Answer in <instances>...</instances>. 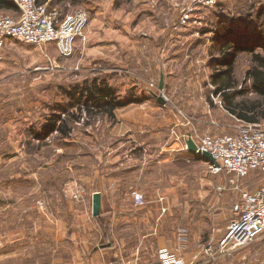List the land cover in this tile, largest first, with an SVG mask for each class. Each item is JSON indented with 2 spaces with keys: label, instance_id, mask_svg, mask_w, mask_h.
<instances>
[{
  "label": "rangeland",
  "instance_id": "rangeland-1",
  "mask_svg": "<svg viewBox=\"0 0 264 264\" xmlns=\"http://www.w3.org/2000/svg\"><path fill=\"white\" fill-rule=\"evenodd\" d=\"M75 2V10L87 14L88 24L71 57H62L54 45L28 46L15 40L8 41L4 50L0 238L5 240L0 264L137 260L147 264L162 248L177 249L184 230L190 240L189 255H196L202 246H216L233 218L240 191H257L264 183L262 171L252 172L232 187L227 184L230 177L211 175L206 162L177 160L170 169H163V178L159 172L121 184L115 182V160L136 155L138 151L130 150L139 145L147 148L142 155L153 160L162 157L168 145L179 150L187 136L200 141L208 135L237 133L243 120L226 109L213 77L222 70V44L260 45L264 16H257L264 0H221L216 8L197 10L186 24L182 23L185 0ZM234 67L236 91L241 94L235 103L260 102L246 78L250 55L240 53ZM96 80L113 88L119 100L140 102L118 109L115 118L70 108L79 119L69 120L68 135L36 137L55 116L67 118L60 108L69 104L68 93ZM161 80L163 91L159 90ZM258 124L264 128V118ZM66 172L78 182L77 198L61 196L56 184L35 188L36 174L64 176ZM221 186L227 189L220 192ZM163 190L171 193L162 198ZM199 190L203 195L195 198ZM10 192L22 201L9 207L5 203L11 202ZM133 192L144 196V205L135 204ZM66 199L74 202L72 211ZM95 201L100 205L98 215ZM8 215L15 220L6 234H11L10 240L3 238ZM193 262L264 264V233L230 255Z\"/></svg>",
  "mask_w": 264,
  "mask_h": 264
},
{
  "label": "built area",
  "instance_id": "built-area-1",
  "mask_svg": "<svg viewBox=\"0 0 264 264\" xmlns=\"http://www.w3.org/2000/svg\"><path fill=\"white\" fill-rule=\"evenodd\" d=\"M18 8L17 15L0 14V71L4 61V50L8 41L15 40L28 46L43 47L54 45L64 58L72 56L77 40L83 37L88 24V16L82 10H73L65 15L49 4H39L37 0H13ZM187 9L182 23L186 24L190 15L199 9H213L221 0H185ZM235 134L205 136L200 141L192 138L200 152H208L215 163L208 162V172L213 176L230 177L227 184L235 186L254 171L264 173V128L261 124L240 121ZM227 186L219 187L224 192ZM78 194H75L77 198ZM137 206L144 205L145 198L138 192L132 193ZM233 218L226 234L216 246H202L194 256V262L202 258L215 259L230 255L252 244L264 233V183L255 192L240 191V199L233 207ZM182 242H187V232L181 233ZM4 240L0 238V252ZM162 264H186L167 250L159 253ZM116 264V263H110ZM127 264H140L139 261Z\"/></svg>",
  "mask_w": 264,
  "mask_h": 264
},
{
  "label": "trees",
  "instance_id": "trees-1",
  "mask_svg": "<svg viewBox=\"0 0 264 264\" xmlns=\"http://www.w3.org/2000/svg\"><path fill=\"white\" fill-rule=\"evenodd\" d=\"M37 2L42 4L41 0H37ZM0 11L18 12V8L13 0H0ZM262 16H264V8L259 11L257 18L260 19ZM258 39L259 46L242 44L241 42L222 44L220 53L223 56L219 61L222 70L213 77L216 93L223 96L226 109L238 119L252 124H257L264 118V33L261 32ZM217 43L221 46L219 40H217ZM240 53H248L251 57V67L246 73V78L251 82L252 92L260 98L258 103H235V99L241 95L236 91L238 84L234 79V66ZM231 90H234L233 93L227 94ZM77 95H79V98H77ZM67 97L70 101L69 104L60 108V113H63L67 118L62 119L61 115L55 116L42 129L41 133L37 134L38 139L47 138L54 133L68 135L70 132L69 120L79 119L74 112H70V108L78 106L77 111L81 113L86 111L89 115L95 113L106 114L110 118H115V112L118 109L140 102L133 99L119 100L113 88L104 81L99 82L98 80L86 83L82 89L78 86L75 87L72 92L67 94ZM198 159L201 158L198 157Z\"/></svg>",
  "mask_w": 264,
  "mask_h": 264
},
{
  "label": "crops",
  "instance_id": "crops-1",
  "mask_svg": "<svg viewBox=\"0 0 264 264\" xmlns=\"http://www.w3.org/2000/svg\"><path fill=\"white\" fill-rule=\"evenodd\" d=\"M257 1V0H256ZM42 4H49V7L51 9H56L60 12V14L65 15L68 12H71L75 9H78V4L75 2V0H41ZM1 12V11H0ZM8 43V42H7ZM7 45V44H6ZM185 142V141H184ZM182 147H180V149H176L174 148L177 145H168V147H165L162 151H164V155H162V157H158L157 159H153L148 155L143 156V152L147 149L144 146L139 145L137 150L134 148L130 151H138V155H133L131 154L130 156H128L129 158H124L121 160H115V174H114V178H115V182H121V184H126L127 181L131 180L133 181V177H151V175H153L154 173H162V178H163V169L164 168H169L172 166L173 163H175L177 160H182L185 161L187 163H205L207 165L208 161L206 159H204L202 156H199L197 154H193L191 152L188 151V149L185 147V143H181ZM180 144V145H181ZM122 149V148H121ZM128 150V149H127ZM126 151V150H125ZM198 157H200L201 159H198ZM47 166V165H46ZM45 166V167H46ZM152 167H154V171L152 170ZM43 166L41 167V172H43ZM72 176H68V172H66V174L64 176H56L54 174H45V175H41L40 174H36L35 175V188L37 190H42L44 184L46 185L47 183H50L51 185L56 184L55 190L60 193L61 196H74L75 194H79V186H78V182H76L75 179H70ZM167 177H170L169 174H167ZM58 185V186H57ZM201 188V187H200ZM129 192V191H128ZM166 194L162 195V198H165V196L168 193H171L170 190H163V193ZM102 193H104L103 191H101V195ZM205 194V193H204ZM6 195V194H4ZM129 195V193H128ZM169 195V194H168ZM171 195V194H170ZM187 195L189 196V193H187ZM193 195V193H192ZM203 195V192L201 190L199 191H195L194 197L195 198H201ZM192 197V196H190ZM62 198V197H61ZM66 198V197H65ZM171 198V197H169ZM7 199L11 202L5 203V206L7 204V206H11L13 202H21L22 200H17L16 197L13 195L12 192H10L9 196L7 197ZM68 201V208H71L72 211V207L74 205V202L66 199ZM70 201V202H69ZM17 202V203H18ZM8 209V207H6ZM10 209V208H9ZM73 213V212H70ZM7 215V213L5 214V216ZM9 217V219H8ZM14 215H8L6 220V225L4 227V232L5 235L4 236L9 238H11V234H9V236H7L6 234H8L7 232L11 231L13 225L12 223H14L15 220H13ZM232 220V219H231ZM21 230V228H19ZM5 240V238H4ZM189 237L187 235V242H182L181 240V235L179 234V240H178V244H177V249L175 250H170L167 248H162L159 253L162 250H167L168 252H170L171 254L175 255L176 257H178V259H181L182 261H184L186 264H190L191 261H193L194 256H191L188 254V250H189V246H190V242H189ZM159 253L156 257V259L153 262L147 263V264H162V261L159 257ZM122 264H127V263H122ZM141 264V263H140Z\"/></svg>",
  "mask_w": 264,
  "mask_h": 264
},
{
  "label": "water",
  "instance_id": "water-1",
  "mask_svg": "<svg viewBox=\"0 0 264 264\" xmlns=\"http://www.w3.org/2000/svg\"><path fill=\"white\" fill-rule=\"evenodd\" d=\"M164 89V81L161 80L160 84H159V90L160 91H163ZM159 102L161 104H164V100L162 98H159ZM187 149L189 152L193 153V154H197L199 156H202L204 159H206L208 162H211V163H215V159L213 158V156L208 153V152H200L198 151V147L196 145V143L194 142V140L192 138H190L187 142ZM100 211V205H99V202H94V214L95 215H98Z\"/></svg>",
  "mask_w": 264,
  "mask_h": 264
}]
</instances>
